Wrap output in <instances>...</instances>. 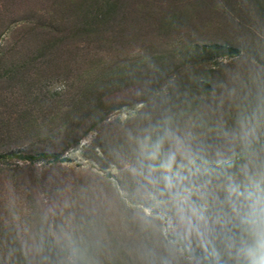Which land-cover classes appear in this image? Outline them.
Returning <instances> with one entry per match:
<instances>
[{
  "label": "rangeland",
  "instance_id": "rangeland-1",
  "mask_svg": "<svg viewBox=\"0 0 264 264\" xmlns=\"http://www.w3.org/2000/svg\"><path fill=\"white\" fill-rule=\"evenodd\" d=\"M0 264H264V0H0Z\"/></svg>",
  "mask_w": 264,
  "mask_h": 264
}]
</instances>
